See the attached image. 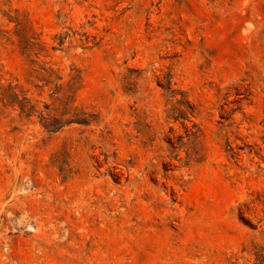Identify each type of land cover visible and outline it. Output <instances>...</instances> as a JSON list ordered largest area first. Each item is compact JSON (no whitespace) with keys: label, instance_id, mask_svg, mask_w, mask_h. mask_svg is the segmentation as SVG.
Masks as SVG:
<instances>
[{"label":"rangeland","instance_id":"obj_1","mask_svg":"<svg viewBox=\"0 0 264 264\" xmlns=\"http://www.w3.org/2000/svg\"><path fill=\"white\" fill-rule=\"evenodd\" d=\"M0 75V264H264V0H0Z\"/></svg>","mask_w":264,"mask_h":264},{"label":"trees","instance_id":"obj_2","mask_svg":"<svg viewBox=\"0 0 264 264\" xmlns=\"http://www.w3.org/2000/svg\"><path fill=\"white\" fill-rule=\"evenodd\" d=\"M61 42V39L60 41ZM18 44L21 48V51L25 54H28V51L37 49L39 46L36 43H30L24 37H18ZM44 72H47L44 70ZM74 81V76H70L67 84V90L72 86ZM60 86H54L53 94H57L60 90ZM53 90V91H54ZM0 106L3 108L16 107L18 109V117L29 118L36 113L34 107L30 105L29 100L24 97V94L19 89L16 84H13L11 81H5L0 75ZM66 107V104H64ZM38 123L46 130L53 131L56 130L67 123L73 121L62 120L59 117L50 116L48 113L39 112L37 113Z\"/></svg>","mask_w":264,"mask_h":264}]
</instances>
